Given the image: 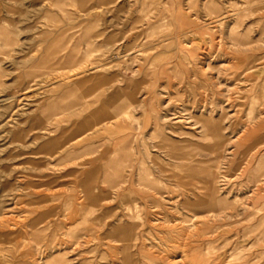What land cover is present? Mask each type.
<instances>
[{"label":"rangeland","instance_id":"1","mask_svg":"<svg viewBox=\"0 0 264 264\" xmlns=\"http://www.w3.org/2000/svg\"><path fill=\"white\" fill-rule=\"evenodd\" d=\"M0 264H264V0H0Z\"/></svg>","mask_w":264,"mask_h":264},{"label":"bare ground","instance_id":"2","mask_svg":"<svg viewBox=\"0 0 264 264\" xmlns=\"http://www.w3.org/2000/svg\"><path fill=\"white\" fill-rule=\"evenodd\" d=\"M214 132V133H213ZM212 133L214 134V135H216L217 133L215 132V131H213ZM119 229V228H118ZM119 230H121L122 232H124V230H123V228H120ZM118 231V230H117ZM120 231V232H121Z\"/></svg>","mask_w":264,"mask_h":264},{"label":"crops","instance_id":"3","mask_svg":"<svg viewBox=\"0 0 264 264\" xmlns=\"http://www.w3.org/2000/svg\"><path fill=\"white\" fill-rule=\"evenodd\" d=\"M102 113L100 112V111H98V115H101ZM95 116V115H94ZM85 123H86V121H85ZM120 186V185H119ZM125 233V232H124ZM124 233H121V234H124ZM126 234V233H125ZM124 234V235H125Z\"/></svg>","mask_w":264,"mask_h":264}]
</instances>
